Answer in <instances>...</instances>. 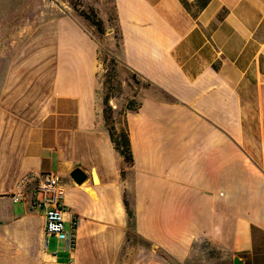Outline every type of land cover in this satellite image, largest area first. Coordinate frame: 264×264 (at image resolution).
<instances>
[{
    "label": "crops",
    "instance_id": "obj_1",
    "mask_svg": "<svg viewBox=\"0 0 264 264\" xmlns=\"http://www.w3.org/2000/svg\"><path fill=\"white\" fill-rule=\"evenodd\" d=\"M9 1L0 264H186L202 241L228 264H264V0H109L98 13L118 37L56 3L11 13ZM102 52L149 86L125 115L131 164L105 121ZM30 172L60 177L73 253H44L43 214L11 199Z\"/></svg>",
    "mask_w": 264,
    "mask_h": 264
},
{
    "label": "rangeland",
    "instance_id": "obj_2",
    "mask_svg": "<svg viewBox=\"0 0 264 264\" xmlns=\"http://www.w3.org/2000/svg\"><path fill=\"white\" fill-rule=\"evenodd\" d=\"M8 1L9 0H4L5 6ZM33 3L40 6L41 4L44 6V4L56 3L59 5L60 9H63L64 11L67 10L84 17V14H96L100 17L98 13L99 8L104 11L105 8H109L111 6L109 0H34ZM9 4L11 13H18L20 12L19 10L22 9L19 0H10ZM45 12L46 14L52 13L48 10H43V13ZM33 17L34 11H27V18ZM103 27L104 32L102 34L109 33V35L114 34L115 37H118L114 31V17L110 18L109 23L107 20ZM101 59L103 63V70L101 71V79L104 84L103 97L108 100V103L105 105V109L108 111L109 116L107 126L108 128H114L115 132L120 135L127 130L125 115L128 108L134 109L139 104L138 99H136L137 96L141 93H145L146 90L149 89V86L143 82V80L126 70L108 53L102 52ZM21 204L19 206H21ZM128 240L130 243L132 242L131 244L144 246V242L135 237L132 229L129 231ZM62 244H64L63 241H58V239L54 237L50 238L48 250L52 252L56 250L55 248H57V245L61 246ZM160 257L167 259L166 256H163L160 253L155 256L154 261L159 263L161 261ZM186 264H228V259L224 254L213 247L211 243L208 241H202L199 242V244H197L195 249L192 251L189 261Z\"/></svg>",
    "mask_w": 264,
    "mask_h": 264
},
{
    "label": "built area",
    "instance_id": "obj_3",
    "mask_svg": "<svg viewBox=\"0 0 264 264\" xmlns=\"http://www.w3.org/2000/svg\"><path fill=\"white\" fill-rule=\"evenodd\" d=\"M65 189L58 175L26 174L17 184L16 191L11 194L15 204L28 205L31 210L39 211L45 220V239L43 250L46 253L49 249L48 237H56L63 241L68 253H73L77 245L78 221L72 216L69 225H66L65 215L69 212L64 203ZM58 252L51 253L56 258Z\"/></svg>",
    "mask_w": 264,
    "mask_h": 264
},
{
    "label": "trees",
    "instance_id": "obj_4",
    "mask_svg": "<svg viewBox=\"0 0 264 264\" xmlns=\"http://www.w3.org/2000/svg\"><path fill=\"white\" fill-rule=\"evenodd\" d=\"M85 17L87 19H89L99 30L100 33L104 32V27H103V22L102 19L100 17H98L96 14L92 15V14H84ZM105 103H108V100L105 99ZM129 110L131 108H128ZM104 117H105V121L108 124L109 122V116H108V111L105 109L104 112ZM110 134H111V140L115 146L116 151L122 155L126 162L128 164H131L133 162V156H132V152H131V147H130V140H129V136L126 132H124L123 134L118 135L115 132L114 128H109ZM127 207H128V203ZM129 216L132 217V213L129 211Z\"/></svg>",
    "mask_w": 264,
    "mask_h": 264
},
{
    "label": "water",
    "instance_id": "obj_5",
    "mask_svg": "<svg viewBox=\"0 0 264 264\" xmlns=\"http://www.w3.org/2000/svg\"><path fill=\"white\" fill-rule=\"evenodd\" d=\"M72 179L74 180L75 183L81 185L85 181L86 175L80 170H75L72 174ZM239 263L240 261L238 259H235L234 264H239Z\"/></svg>",
    "mask_w": 264,
    "mask_h": 264
}]
</instances>
